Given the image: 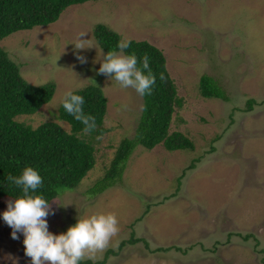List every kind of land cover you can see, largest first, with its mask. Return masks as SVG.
Here are the masks:
<instances>
[{
    "label": "rangeland",
    "instance_id": "obj_1",
    "mask_svg": "<svg viewBox=\"0 0 264 264\" xmlns=\"http://www.w3.org/2000/svg\"><path fill=\"white\" fill-rule=\"evenodd\" d=\"M100 23L122 41L147 40L162 49L184 100L171 132H183L195 149L139 146L121 181L90 195L120 142L135 134L144 105L133 88L98 74L107 54L94 34ZM80 32L88 33L82 39H90L92 48L75 49ZM1 44L28 81L57 85L49 103L19 121L34 127L56 121L69 131L58 116L65 93L98 84L108 99L106 131L94 141L96 166L78 188L51 203L49 231L66 233L79 217L114 213L118 235L90 260L108 254L106 264H264V0H90ZM204 74L215 77L230 99L201 96ZM251 98L256 103L248 108ZM9 200L0 198V264H16L17 258L31 264L23 233L13 239L3 219Z\"/></svg>",
    "mask_w": 264,
    "mask_h": 264
},
{
    "label": "trees",
    "instance_id": "obj_2",
    "mask_svg": "<svg viewBox=\"0 0 264 264\" xmlns=\"http://www.w3.org/2000/svg\"><path fill=\"white\" fill-rule=\"evenodd\" d=\"M87 1L90 0H0V198L8 197L15 201L23 195L22 188L11 184L7 176L18 177L26 167L34 168L43 178V186L31 194L40 195L52 203L64 192L78 188L96 166L94 141H97L96 135L106 131L104 121L108 110V99L101 85L90 84L72 91L84 97V114L95 117L97 128L89 134H84V125L65 111L63 102L58 116L70 123L69 131L56 121H46L37 127L21 122L18 116L36 113L53 99L57 85L53 80L44 85L28 81L21 73L20 65L1 44L5 37L17 31L56 22L69 6ZM94 34L106 53L121 51L118 45L127 42L129 47L123 52L125 55H135L138 66L142 67L143 58L147 56L156 82L152 94L143 96L144 105L135 134L120 142L105 174L89 189L90 195L116 186L139 146L148 150L159 144L169 151L195 149L194 141L183 132H171L176 107H182L184 100L178 94L162 49L147 40L122 41L121 35L106 24H97ZM144 72L147 74L148 70ZM161 73L165 77L163 81L160 79ZM199 90L205 98L230 99L219 81L208 74L200 78ZM254 103V98L249 99L248 108H253ZM195 166L192 163L189 168ZM125 243L123 241L120 248ZM108 253L116 254V251L109 249ZM107 258L108 254L103 260L88 259L80 264H106Z\"/></svg>",
    "mask_w": 264,
    "mask_h": 264
},
{
    "label": "clouds",
    "instance_id": "obj_3",
    "mask_svg": "<svg viewBox=\"0 0 264 264\" xmlns=\"http://www.w3.org/2000/svg\"><path fill=\"white\" fill-rule=\"evenodd\" d=\"M87 34H78L72 43L76 50L93 47L90 39H82ZM118 47L123 51L129 47V43L121 42ZM76 58L82 64L87 62V58L79 53ZM144 70H148V73L145 74ZM98 74L109 76L121 88H133L141 97L151 95L156 82L147 56L143 58L140 67L135 55H122L114 51H109L104 56ZM160 79H165L163 73L160 74ZM84 103L83 96L69 91L65 93L63 108L84 125V134H89L96 130L97 124L95 117L84 114ZM97 139H103V136H97ZM7 180L21 187L23 195L14 202L9 200L3 219L13 229V239H19L17 233H23L25 255L31 258V264H80L86 259H94L97 253H102L109 247L120 231L118 217L114 213H106L83 219L79 217L78 222L69 227L66 233L54 234L49 231L47 219L50 213L55 214L51 203L40 195L31 194L43 186V178L39 172L26 167L20 176L8 175Z\"/></svg>",
    "mask_w": 264,
    "mask_h": 264
}]
</instances>
